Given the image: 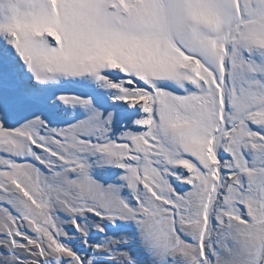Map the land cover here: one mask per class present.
I'll use <instances>...</instances> for the list:
<instances>
[{"label": "snow or ice", "instance_id": "snow-or-ice-1", "mask_svg": "<svg viewBox=\"0 0 264 264\" xmlns=\"http://www.w3.org/2000/svg\"><path fill=\"white\" fill-rule=\"evenodd\" d=\"M0 264H264V0H0Z\"/></svg>", "mask_w": 264, "mask_h": 264}]
</instances>
